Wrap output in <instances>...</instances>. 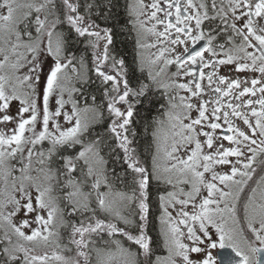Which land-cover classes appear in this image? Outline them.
I'll return each instance as SVG.
<instances>
[{
  "label": "snow or ice",
  "instance_id": "1",
  "mask_svg": "<svg viewBox=\"0 0 264 264\" xmlns=\"http://www.w3.org/2000/svg\"><path fill=\"white\" fill-rule=\"evenodd\" d=\"M0 264H264V0H0Z\"/></svg>",
  "mask_w": 264,
  "mask_h": 264
},
{
  "label": "water",
  "instance_id": "2",
  "mask_svg": "<svg viewBox=\"0 0 264 264\" xmlns=\"http://www.w3.org/2000/svg\"><path fill=\"white\" fill-rule=\"evenodd\" d=\"M220 251H221V250H218V249H217V250H215V253H219Z\"/></svg>",
  "mask_w": 264,
  "mask_h": 264
},
{
  "label": "flooded vegetation",
  "instance_id": "3",
  "mask_svg": "<svg viewBox=\"0 0 264 264\" xmlns=\"http://www.w3.org/2000/svg\"><path fill=\"white\" fill-rule=\"evenodd\" d=\"M215 251V250H214ZM215 253V252H214Z\"/></svg>",
  "mask_w": 264,
  "mask_h": 264
},
{
  "label": "rangeland",
  "instance_id": "4",
  "mask_svg": "<svg viewBox=\"0 0 264 264\" xmlns=\"http://www.w3.org/2000/svg\"><path fill=\"white\" fill-rule=\"evenodd\" d=\"M214 251V250H213Z\"/></svg>",
  "mask_w": 264,
  "mask_h": 264
}]
</instances>
